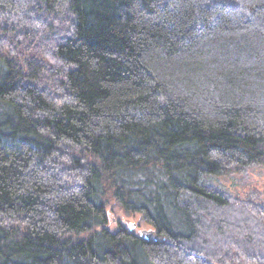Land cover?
<instances>
[{"label": "trees", "instance_id": "1", "mask_svg": "<svg viewBox=\"0 0 264 264\" xmlns=\"http://www.w3.org/2000/svg\"><path fill=\"white\" fill-rule=\"evenodd\" d=\"M259 164L264 0H0V264H264Z\"/></svg>", "mask_w": 264, "mask_h": 264}, {"label": "rangeland", "instance_id": "2", "mask_svg": "<svg viewBox=\"0 0 264 264\" xmlns=\"http://www.w3.org/2000/svg\"><path fill=\"white\" fill-rule=\"evenodd\" d=\"M207 184H213L235 197L252 200L264 205V165L250 166L246 172L233 175H209L205 177ZM132 227L137 234L143 231H151L153 228L140 223V215H128L118 211L116 216L111 215L109 227L116 229L119 223Z\"/></svg>", "mask_w": 264, "mask_h": 264}, {"label": "water", "instance_id": "3", "mask_svg": "<svg viewBox=\"0 0 264 264\" xmlns=\"http://www.w3.org/2000/svg\"><path fill=\"white\" fill-rule=\"evenodd\" d=\"M143 237L145 238H150L154 235V231L151 230V231H143L142 234H141Z\"/></svg>", "mask_w": 264, "mask_h": 264}]
</instances>
